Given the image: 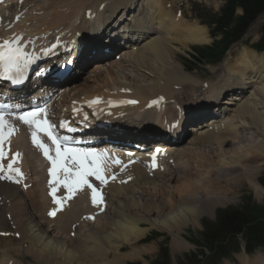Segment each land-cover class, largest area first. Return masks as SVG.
<instances>
[{
  "label": "bare ground",
  "instance_id": "1",
  "mask_svg": "<svg viewBox=\"0 0 264 264\" xmlns=\"http://www.w3.org/2000/svg\"><path fill=\"white\" fill-rule=\"evenodd\" d=\"M4 1H8L6 5L8 6L11 16L18 12L11 11V7L13 5L16 6L14 0ZM29 1L30 0H20L19 4L22 2L26 5ZM65 1L71 3L70 5H61L66 11L63 9L51 11L49 5L41 6L40 8L43 10L38 11L40 13L30 15V17H33L32 19L35 20L24 21L23 25L19 27V29H24L23 38H21L18 33L16 38L20 50L22 49L24 52L25 49H28V43L31 44L35 37L40 39L43 38L49 30L52 31L59 27L61 24L66 22L68 18H70V20L75 19L77 11L74 10H78L80 8L84 10L86 7L81 6L77 8V5H79L78 2L83 0ZM114 1H119V4L115 5V8L113 7L111 10L114 12V9L123 7L118 12L120 13L124 8H131L136 0ZM137 1L140 3L136 5V9L134 11L130 12V23L137 25L139 22L145 23V20L148 19L151 27H148V29L141 34H136V40L146 37L148 38V34L151 33L154 35L153 37H149V40H147L142 47L131 51L130 54L133 57L132 59H124L122 64L119 65H121L122 69L125 71L128 69L127 64L128 67H132V74H134V72L135 74L130 77L135 82H137L139 78L146 80L147 74H142L139 70L148 72L153 78H149L148 83L143 86L136 85L135 89L133 88L134 93H130L129 95L139 100V105L144 104L146 99L149 100L153 98L150 97V92L152 91L155 94V98L162 97L164 98L163 101L175 98L176 96L184 99L187 94L192 96L198 90V86L188 77L187 73L182 70L177 54L182 52L183 49H187L189 44L206 42L203 28L194 23L187 22L183 19L181 14L177 16V14L174 13L172 6L176 0H172L173 3L170 4L166 3V0ZM50 12H52L51 15H49ZM42 17L43 19L36 20L37 18ZM32 22H36L34 27H32ZM116 24L118 29L122 30L120 27L121 23L117 21ZM111 29H114V26H112ZM1 36L8 38V36L4 34ZM22 40L26 42L23 43ZM119 45H121V42H119ZM119 45H117L116 48L119 47ZM149 57L155 60L157 67H153L154 65L148 60ZM79 62L83 61L79 60L78 63ZM78 63H76L75 68H77ZM116 64L118 63H115V65L111 64L112 66L108 65L110 66L109 68L114 66L117 68ZM120 69L121 67L119 70ZM225 69L227 70V75L238 76L240 78L238 81L233 78L231 82H234L233 84L236 85L237 91L246 90L248 92L250 90V93L245 100H242V96L239 98L232 97V100H238V102L242 100L240 105H237L238 111H235L236 113L230 115L232 119L237 117L240 118V120H236V122L233 123L231 128L233 129L232 133L231 129L225 126L221 129H217L218 132H214V126L211 125V123L203 125L200 128L193 127L191 130L195 132V135L193 140L190 141L193 146L182 149L172 148V150L182 156L180 161L175 160L173 163V170H176V173L173 175L172 173L166 171V169H163L161 173L162 179L166 178V180L169 181H181L178 186L172 188L174 189L173 191L171 188H168L169 194H172L171 197L168 196V199L164 201L163 198L152 199L153 202L149 201V197L144 198L143 203L140 205L141 208H143V218H140L142 216H127V214L121 212L122 210H127L125 209V205L117 203L116 208L111 211V221H104V223L102 222L99 225L100 229H103L102 231L105 230L104 234L101 232L104 244L97 246L98 244H94L95 242L90 241V238L85 239L83 236L84 238H80V241L87 242V246L85 245L84 248L73 247V243L69 241V238L65 240V238H57L56 235L47 234V230L42 231L43 224L33 223L32 219L24 213L28 228H25V233H23L22 230L20 231L22 234V238L20 240H23L24 243L26 242L28 244L26 247L29 249L26 253L31 254L35 260L42 261V264H74V262H78L76 264H83L80 261L85 259H90V264H120L124 257L129 256L128 253H120L119 255H115L111 259L107 258L104 261L101 260L103 257H100L99 254L101 255L103 254L102 252L105 253L108 251L118 253L119 248H122L123 245L135 242L141 238L146 232L145 230L149 227L168 232L171 235L170 244L174 251L186 250L191 245L180 235L182 229L190 224L196 225L197 220L202 215L207 214L209 209H213L217 205L229 202L225 196L229 195L230 192H233L234 188L241 180L247 179L249 181V186L252 190H254V193L257 196H260L263 188L255 181L254 178L256 174L254 175L253 173L257 171L256 168L258 169V166L264 162V54H257L250 49H243L238 52L237 58L230 65L226 64L223 66L222 70ZM149 71H152V73ZM122 74H124V77L126 76L125 72ZM136 75H138L139 78H136ZM215 77L216 72L213 71L211 78ZM42 84H44V82ZM47 84L52 86L51 83L47 82ZM48 85L45 88H47ZM222 86L224 87L226 85L224 83L216 85L218 88ZM236 88L231 89V91H234ZM178 89H181L180 92H176ZM39 92V90L37 92H33V95L40 98L42 95H39ZM15 95L17 96V94ZM33 95L28 96L27 93H25L24 96L22 95L18 98L25 103H29L33 102V100L29 98L33 97ZM113 95H116V93H113ZM216 97L219 98L218 93L215 94L214 98ZM16 101V99L10 100L11 105H14ZM226 104L230 103L226 102ZM169 107L170 106H166L165 110L169 109ZM216 107H218L217 104ZM72 108L74 107L72 106ZM37 116L38 115H35L33 117ZM11 122L23 121L11 116H5V123L10 124ZM28 125L31 132L28 139L31 142L32 149L38 148L43 151L37 146V144L33 143V133H35L37 143H43L48 150L49 157H52L53 154L40 132L32 129L30 121H28ZM147 125L148 123H143V126ZM237 126L240 127L239 130H237ZM203 127L207 128L203 129ZM4 129L6 128L3 127V132L6 131ZM213 134L218 137L213 136ZM121 135H123V133ZM221 135H226L229 138H219ZM125 136H127V139H125L126 141H129L130 138L132 139L133 137V135L128 134V132ZM125 140H119V142L125 145L127 144ZM3 142L4 140L2 143ZM92 142L94 141H91L90 143ZM224 145H229L230 148L224 149ZM15 149L17 150V153L12 152L9 161L14 153L19 154L21 158L23 157L22 150L20 148ZM165 149L169 150L167 147ZM77 150L79 153L81 152V150ZM88 151L92 154L97 153L104 158L105 161L103 160V164L102 159L99 160V164L103 165L106 169L105 177H103V179H105L106 176L108 177V175L115 169H118L123 161H127L133 157L126 156L117 150L107 151L105 149H92V147H89ZM42 153V158L50 161V159L44 155V151ZM225 153L230 154L228 155ZM86 154H88V152H85V155ZM223 155L224 157L225 155H228L229 158L225 157L224 159H220L221 163L219 165L215 164V157L217 158L218 156ZM62 157L58 160V169L61 165H64ZM143 158L147 160L150 157L148 154H143ZM138 160L136 158L133 159L132 165L124 170L121 176L118 177L119 181H112L105 187H103L102 182L99 181V183H97L98 186L93 187L96 188V190L103 187L104 198L107 199L106 193L109 192V194L113 195H117L119 193L121 194L122 190L126 186H129L128 183L131 182L135 185L144 184L142 186L153 184V178L155 176L158 177L160 172H153L147 168L148 166L142 167ZM154 162L159 165V160L156 157H154ZM213 164H215L214 168L212 167L214 166ZM86 167H88L87 164ZM5 168H7V166ZM151 173L153 174L150 177ZM128 175H130L129 180H131L125 184ZM194 176L196 178L192 180L191 178ZM85 179L86 177L84 180ZM151 188L153 191L156 190V187ZM42 191L44 195H47L45 204L52 210H59L61 213L63 225L58 222L53 225L57 231L65 230L70 227V222L73 220L76 213L78 214L77 206L82 203L85 205H94L93 198H91L88 194L89 198L83 196V199L80 200L71 192L65 190L67 191L66 193H58L59 196H56L58 202L54 203L53 196L50 195L51 191H49V188L46 186ZM31 196L33 197V195ZM69 196L70 198L64 199L62 203L59 202L61 198ZM96 201L101 203L97 205L100 207L103 204L104 199L101 202L98 198H96ZM34 206L35 205H33V207ZM165 210L168 212L164 213ZM89 213L94 214L93 212ZM142 222L148 224L146 229L141 228L138 225ZM81 224L77 225L74 229V232L77 234H80L79 231L83 229V225ZM23 235H25V237H23ZM95 245L97 247H95ZM19 249L21 248H17V250ZM139 251V249H135L132 253H130V255L137 257L140 253ZM97 255L100 257V261H92L91 259L95 258ZM246 262L247 261H244V263ZM0 264H5L4 259H0Z\"/></svg>",
  "mask_w": 264,
  "mask_h": 264
},
{
  "label": "rangeland",
  "instance_id": "2",
  "mask_svg": "<svg viewBox=\"0 0 264 264\" xmlns=\"http://www.w3.org/2000/svg\"><path fill=\"white\" fill-rule=\"evenodd\" d=\"M45 1L47 3H50V2H53V1L55 2L57 0H45ZM22 2H21V4H23ZM38 2H40V0L35 2L34 5L37 4ZM195 2H200V3L206 4L207 6L213 8L214 10L217 9L218 5H219V2H216V1L211 3V2H205L204 0H181L178 4H176V6L179 8V10L181 12H183L184 17L187 20H189L190 22H193V23H198V20H196L193 17L194 13L192 12V6L195 4ZM13 9H15V10H13ZM11 11H13V12L16 11L17 12L18 9H17V7L15 5H13L11 7ZM180 14L181 13H177V16L180 15ZM263 24H264V11L261 14L257 15V17L254 20V22L248 28V30L246 32V35H245L243 40H245V39H247V40H256L257 37H258L259 28ZM55 29L52 30V31H55ZM49 31H51V30H49ZM206 42H208V41L206 40ZM204 43L205 42H203L202 44H204ZM239 45L240 44L233 46L231 52H233L235 49H237L239 47ZM119 51L115 52L111 56H109V57L105 58L104 60H102L101 62H99L100 63L99 66L103 69V72H100L98 75H95V72H93L92 69H91V67L93 65H91V66H89L87 68L86 72L81 74V76L76 81L78 83L77 84V88L79 87L77 89L78 93H84V95H86V94H89V93H97L98 94V93H100L102 91H107V92L113 91L114 92L115 89H120L121 87H124V86H127L130 89H133V88L135 89L136 85L143 86L144 84L148 83L149 77L151 78L152 76L146 75V73H144L146 75V80H143V78L141 79V78H139L138 75H136L137 76L136 78H139V80H137V82L133 81L131 77L135 74V72H134V74H132L133 73V70L131 69L132 67L131 68L128 67V64H127V68L128 69H126V71L123 70L122 66L119 65V64H122V60L119 61L120 63L118 62V64H116L117 68H115V66L109 68L110 66L115 65V63H114L115 62V58H116L117 54L119 53ZM129 53H130V51L127 50V48H126V54L125 55H128ZM183 56H186V55H183ZM125 57H127V56H125ZM178 58H180V56H178ZM149 61H151L150 63H152L154 65V66L152 65L153 67H157V64H156L155 60L151 59ZM112 62L114 64L105 67V64L108 65V64H110ZM120 67H121V69L119 70ZM215 67H217V66H215ZM209 68H210V66H200L199 69H197V70L199 72H202V71H208ZM123 72H125V75H126L125 77L123 76L124 74H122ZM140 72L143 74V71H140ZM116 73H117V75H116ZM129 73H130V75H129ZM195 74H196V72L193 73V75H195ZM203 77L206 78L205 76H203ZM86 78H88V81H87L88 83H85L86 86H81L84 83V80ZM187 97H190V95L187 94V96L185 98H187ZM11 123L14 126L16 125V127H15L16 131L13 130V133L17 134V136L15 137L16 142H18V143L22 142L21 145H19V146L15 145L14 148L18 149L19 147H22V145L24 146V143L31 146V142L28 139L29 134H31L28 122L27 123H25V122H11ZM4 130H6V129H4ZM192 136L193 135H191V133L188 132L185 135V137H187V138L181 140V142H179L177 145H180V144L184 145L185 143L187 144V139H188V141H190ZM4 142L2 144H0L2 146V148H3V150H4V153L7 154V155H9V154L11 155V153L14 152V149H12V148L6 149ZM226 147L228 149L230 148L228 145ZM24 148H25L26 151L28 150V148L26 146H24ZM176 148H177V146H176ZM31 149H32V147H31ZM177 149H182V148H177ZM229 154L230 153H228V155ZM228 155H225V157H228ZM225 157H224V155L223 156H218L217 158L215 157V159H214L215 164L219 165L221 163L220 159H224ZM97 158H99V157H95L93 159H88V160L89 161H95V159H97ZM171 158L173 159L172 155L170 156L169 159H171ZM26 160H27L26 163H27L28 169L30 170L29 175H31V177L33 176V180L36 181V178H34V176L35 175H38V176L41 175L36 170V169H41L39 161L38 160H34L33 155H32V157H27ZM43 161H45V160H43ZM20 162H17V164L14 166V169H16L19 166ZM46 162L47 163L44 165V169L42 170L45 175H47L48 167H49V169L52 167L50 161L46 160ZM95 163L92 164L91 167H93V168H101V167H98ZM215 164H213V165H215ZM7 165H8V162L5 165V167ZM260 165H262V166H260ZM260 165L258 166V169L256 168L257 171H255L253 173L254 175L256 174L254 179H255V181L257 183H258L257 178L264 174V162L262 164H260ZM100 166H103V165H100ZM88 167H89V165H88ZM168 167H171V163L168 165ZM102 168H104V167H102ZM252 170H255V169H252ZM249 173H250V171H249ZM44 174H43V176H44ZM58 175H61V177L63 179H67L68 181H72L73 182L72 177L74 178V170H71V176L72 177L70 176V178H67V177H65L64 173L58 169L57 175L55 177H51L50 176V179L52 181L56 180ZM103 177H105V173H104ZM195 178L196 177L194 176L191 179L193 180ZM13 179H15L14 176H13ZM160 179L161 178L157 179V176H155L153 178V181H156V180L157 181L154 182V184L147 185V186H138V187L136 185L127 186L122 191V193H124L123 195H121L122 193L121 194L119 193L117 195L109 194V192L106 193L107 196H109V195L110 196L108 197V200H107V202H108L107 204L108 205L105 208V210L103 212H101L99 215H97L98 217H94V218H92L90 220H87V219L84 220V221H89V223H86V229H88V230L91 229L92 231L90 233L89 232L87 233V231L82 229L81 231H79V233L80 234L83 233L85 239L86 238H90V241L95 242L94 244H96V245L98 244L97 246H99L101 244H104V240L102 238V235H101L102 233L101 232H103V234H104L105 230L102 231L103 229L102 228L100 229V226H99L100 223L99 222H101V223L103 222L104 223V221H106V222L107 221H111V219H110L111 211L114 208H116V204L117 203L125 205V209H127V210H122L121 212L127 214V216H134V217L142 216L140 218H143V208H141L140 205L143 203V199L144 198H148L149 197L150 198V200H149L150 202H153L152 199H158V198H163V201H164V200L168 199V196L165 197V194L172 196V194H169V189L168 188L172 189L173 187L178 186L181 183V181H179V180H178L179 183L175 182V180L169 182V180H166V178H163L161 180V182H159ZM33 180H31V182ZM38 181L41 184H43V182H44L43 180H38ZM75 181H76V183L78 185H76L73 182L74 186L77 189L78 193H80L79 195H75L76 193L71 192L75 197H78V199H80V200L83 199V196L88 197V198L90 196L91 198H93L94 194L91 191V189H89L87 187V185L89 183H91L93 186L97 187L98 186L97 183H99L98 180H97L98 182H96L93 176H88V177H86V179L82 183H78L77 180H75ZM160 183H161V186L159 185ZM29 184H30V182L27 185H29ZM27 187L29 189H34L36 187V185H32L31 187L27 186ZM151 187H156V190L153 191ZM5 188H6V186L4 184H2V182L0 181V224H1L0 228L2 227V229L10 230L14 226H16V224H14L15 219H11L12 216L15 215V218H16V220L18 222L17 231H21L22 230L23 233H25V228H28V225L26 223V217L24 216V213H25V215L28 216V214H29L28 208H29V211H31V216L33 214V216H32L33 220H35L37 222H40L45 217L46 220H44V221L47 222V223H51V224L53 223V225H54L55 223L58 222L59 224L63 225L60 211L59 210H52L51 208H49L45 204L47 195H44V193L42 191L43 188H38V189H35L36 191L33 190V191L30 192V194L28 195V198L31 199V200L27 199V203L31 204V205L29 204V206L25 205L26 198H25V201H23L24 197L20 196L22 193L26 194V192H28V190H29L28 188L26 190L24 189V191L20 190V194H18L16 197H14V198H17V199L13 203L9 202L8 199L5 200V199L2 198V196H3L2 193L5 190ZM16 189H18V188L14 187L13 194L16 193L15 192ZM173 190L174 189H172V191ZM31 195H33V197ZM9 196H10V194L7 193L6 197H9ZM225 198L228 199L229 202L217 205L213 209H209L207 214L202 215L197 220V224L196 225H191L190 224L187 227H184V229H182L180 235L186 241L188 240L190 245H191L186 250L174 251L172 249V247H171V244H170L171 235L168 232H166L164 230H161V229H156V228H150V227L147 228L148 224L142 222V223H139L138 225L141 228H144V229L147 228L145 230L146 232L141 237V239L143 238V242L139 241L140 240V238H139L135 242L123 245L122 248H119V250H118L119 252L118 253H113V252L108 251V252H105V253L102 252L103 254H101V255L99 254V256L103 257L104 259L102 258L101 260L104 261L107 258L111 259L115 255H119L120 253H122V254H124V253L127 254L128 253L129 256L128 257H124V259L121 261L120 264H150L152 261H157L162 256H163V258L160 259V260L163 261V262H166V264H193L192 259L194 257H192V255L195 254L200 249L199 245L202 243L201 242V240H202L201 233L204 231V228L202 226L204 221H206V222H214L217 211H219L220 209H223V208L235 207L237 205H240L243 202L242 198H244L246 200L245 204L251 205L253 207L252 208L253 213H258L259 212L258 208H260V207L264 208V190H262L260 196H257L254 193V190H252V188L249 186V184L245 181V179L241 180L239 182V184L234 188L233 192H230V194L226 195ZM98 204H101V203L96 201V203L94 205L96 206ZM33 205H35L34 206V210L40 211V215H42V219L37 215V212L33 210ZM94 205H92V204H88V205L86 204L85 205L84 203H82L79 206H77L78 214L76 213L75 217L70 222V227H68L65 230H60L59 232H62V233H64V232L68 233L69 231L74 232L75 227L80 224V223L79 224L77 223V221L79 220L80 213L83 212V214H86V213L91 212L90 208L93 207ZM98 208H99V206H97V209ZM45 211H46V214L44 215ZM50 211H54L55 215L54 216H49L48 213ZM167 212L168 211L165 210L164 213H167ZM42 227H43V230H44L48 226L44 225ZM83 227H84V225H83ZM92 227H95V228H92ZM49 233L52 235V231L49 232ZM156 233L160 234L161 236H156L155 237ZM57 235L59 236L60 234H57ZM67 235H69V233ZM58 236H57V238H63V237H60V236L58 237ZM148 236L149 237H155V238L153 240H149ZM23 237H25V235H23ZM2 238H4V237H2ZM19 238H20V236H19ZM72 238H74L73 242H71V243H73V247H75V248L76 247L84 248L85 245L87 246V242H85V241L82 242V241L78 240L79 238H82V237H80V236H78V237H75V236L70 237V239H72ZM65 240H67V239H65ZM1 241L2 240H0V242ZM18 241H23V240L19 239ZM13 242H14L15 247H8V250L14 249L15 251H20L21 250V251L25 252V253L17 254L16 259L19 261V264H42V261H40V260H38V261L36 260L35 261V259L33 257H30V256L27 255L26 252L28 251L29 248H27V247L24 248L23 245L16 246L19 242L16 243L15 240L7 239L6 242H5V246L9 245V244H12ZM0 245L3 246L4 243H0ZM96 245H95V247H97ZM19 247L21 249L17 250V248H19ZM6 249H7V247H6ZM135 249H139L140 250L139 251L140 253H139V255L137 257L130 255V253H132V251L135 250ZM260 254H263V258H264V251H262ZM105 255H106V257H105ZM99 256L97 255V256H95V258H93L91 260L92 261L94 260V262L95 261L99 262L100 261V259H99L100 257ZM188 256H190V258H189L190 260L188 259ZM196 258H198V256ZM209 260H210L209 259V255L205 256V257L202 258V263L206 264L207 262H209ZM244 261H247V262L244 263ZM80 262L83 263V264H90L89 263L90 259L89 260L85 259V260H82ZM76 263H78V262H74V264H76ZM252 263L258 264V263L255 262L254 259H244V260H241V263H240L237 259L232 258L231 260H223V262H222V264H252ZM260 264H264V263H260Z\"/></svg>",
  "mask_w": 264,
  "mask_h": 264
},
{
  "label": "trees",
  "instance_id": "3",
  "mask_svg": "<svg viewBox=\"0 0 264 264\" xmlns=\"http://www.w3.org/2000/svg\"><path fill=\"white\" fill-rule=\"evenodd\" d=\"M241 9L240 14H234L236 8ZM264 10V0H228L222 14L216 21L215 33L220 35V43L235 39L241 35L249 23ZM261 43L264 46V27ZM216 44V43H215ZM198 55H202L199 54ZM264 184V179H261ZM242 204L235 207L223 208L216 212L214 222H206L202 224L204 231L201 233V246L216 247L229 239L232 234L243 229L250 230L254 223V214L250 205ZM225 253V251H221ZM194 257H196L194 255ZM160 257L156 264H165Z\"/></svg>",
  "mask_w": 264,
  "mask_h": 264
},
{
  "label": "snow or ice",
  "instance_id": "4",
  "mask_svg": "<svg viewBox=\"0 0 264 264\" xmlns=\"http://www.w3.org/2000/svg\"><path fill=\"white\" fill-rule=\"evenodd\" d=\"M18 51V50H17ZM3 59V56L0 55V60ZM134 103V102H133ZM31 116H35L36 112H31L30 113ZM18 119H20L21 121L27 123V118L23 115L18 116ZM5 125V118H4V114L0 113V141L3 140V127ZM65 125L63 123L60 124V127H64ZM52 127V125H49L48 128L44 129V131L46 132V134L48 135V138L52 141L53 145H56L59 141V137H52L50 131L48 129H50ZM71 130V129H69ZM33 143L37 144V146L39 148H41L44 151V155L50 159L51 165L52 167L49 169V175L51 177H55L57 175V170H58V160L62 157L65 156V160H64V165H61L59 170L62 171L65 175V177L70 178L71 176V171L70 169L66 166L68 163H71L73 166H77L81 169V171H79L77 173L78 176V182H83L85 177L88 176H93L95 178V180L104 182L103 177L100 175L99 173V168H93L91 167L92 164L95 163V161H89L87 159L85 160H77L76 159V154L72 153L71 149L66 148L65 151L62 153L59 148H57L56 154H55V158L49 157V153L47 148L45 147V145L43 143H37L36 139H35V133H33ZM19 154H13V159L11 162L8 163L7 168L10 170H13L17 173L15 179L13 180V176L10 174H5L4 172V166L3 164H0V181H5V180H11L15 183H20V181L22 180V173L19 172V169H14L13 165L14 163H16V156H18ZM94 155L92 153H88L86 154V156H91ZM5 157V153L4 150L2 148V146H0V161L4 160ZM85 164L89 165V167H85ZM56 185H61V181L57 180ZM64 188H66L69 192H71V184L68 183V180L65 179V181L63 182V184L61 185ZM87 187L89 189H91V191L94 193L93 195V203H96V194H97V190L96 188L93 187V185L91 183H89L87 185ZM50 188H51V192L50 195L53 196V201L54 203L58 202L57 198H56V191L57 188L53 185V182L50 180ZM70 198L69 197H64L60 199V203L63 202L64 199ZM101 202H102V198H101ZM49 216H54L55 212L54 211H50ZM89 219H91V217H88Z\"/></svg>",
  "mask_w": 264,
  "mask_h": 264
}]
</instances>
